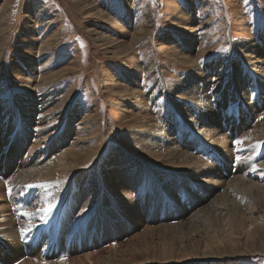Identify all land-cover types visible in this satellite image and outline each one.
Returning a JSON list of instances; mask_svg holds the SVG:
<instances>
[{"label":"rangeland","instance_id":"1","mask_svg":"<svg viewBox=\"0 0 264 264\" xmlns=\"http://www.w3.org/2000/svg\"><path fill=\"white\" fill-rule=\"evenodd\" d=\"M0 22V101L25 93L31 84L36 99L46 92L59 90L55 95L58 102L52 101L50 107L56 103L62 104L63 109L61 113L56 109L52 113L55 120L51 133L34 131L40 120H30L27 127L17 123L13 131L11 126L3 131L0 128L3 220L7 224L11 221L9 226L15 231L24 223L21 211L30 202L16 196L33 198V210L52 206L51 212H44L41 222L36 219L30 229L13 232L17 237L12 236L8 242L13 244L12 249H0V253L9 257L8 261L2 256L0 264H20L27 259L28 264H191L180 261L187 254L183 250L185 246L200 244L199 251H203L205 235L214 239L226 235V226L220 221L198 224L176 239L164 232L155 235L152 228L161 229L162 213L157 221L148 218V211L132 208L138 183L123 184V176L109 174L104 163L109 168L114 167L109 163H146L142 155H152L145 149L143 153L139 150L142 129L133 123L144 109L128 108L133 101L144 103L145 109L152 113L147 114L151 119L160 110L153 109L151 100L132 96L135 88L128 83L129 72L140 78L138 90L147 89L160 98L166 95L168 99L184 103L189 100L188 95L178 91L177 85L189 80L190 76L186 75L191 71L187 66L191 64L185 62L176 48L182 35L190 33L199 38L201 44L196 42L192 56H204L197 64L200 70L219 54L227 55L230 62L237 64L253 57L264 59V48L257 39L264 31V0H0ZM240 45L243 51L238 50ZM148 53L155 65L150 72L142 68ZM25 58L32 60L26 67L22 64ZM45 109H37L36 115L48 114ZM79 132L83 133L79 135ZM119 147L129 154L128 161L118 157L119 154L115 159L110 156V149ZM8 156L12 158L11 163H5ZM213 156L212 159L203 157L202 161L210 160L208 164L214 167L218 164L211 162L217 157L214 153ZM217 159L222 163L219 164L222 173L238 175L236 178L244 176L246 188H256L255 169L242 161L236 165L223 163V157ZM154 161L159 163L152 156L149 163ZM169 171L183 176L182 172ZM206 178L200 175L195 183L207 181ZM25 180L33 183L31 190L24 189ZM17 182L22 186L14 191L11 188L9 195L8 188L16 187ZM43 183L45 187L35 189L36 184ZM228 185L217 187L214 192L203 191L211 202L222 199L227 202L232 198V191L242 186L238 182ZM198 194L204 196L199 190ZM254 201L250 203L256 205L252 212L257 210L254 214L258 215L260 225L248 236L246 226L237 228L233 224L232 241H218H225L232 249L217 246L219 253L209 256L207 261L264 264V193L257 192ZM180 202L186 204V201ZM250 204L247 209L241 203V209L242 206L245 209L240 215L248 213ZM103 215L106 219L109 217L105 223L101 220ZM178 220V216L168 217L169 224H176ZM2 226L0 235L5 227ZM99 231L105 233L101 235ZM2 240L5 238L0 236V243Z\"/></svg>","mask_w":264,"mask_h":264},{"label":"bare ground","instance_id":"2","mask_svg":"<svg viewBox=\"0 0 264 264\" xmlns=\"http://www.w3.org/2000/svg\"><path fill=\"white\" fill-rule=\"evenodd\" d=\"M261 34L262 35L257 37V39L259 45L264 48V31H262ZM197 41L199 42L197 35L186 33V35H182V40H180L176 46L178 51H180L179 54L183 55L182 57L185 58V62L187 61L191 64V66H187L189 71H191L190 75L188 73L186 75L187 77L190 76L189 80H184L177 85V90L188 95L189 98V100L184 101L182 104L168 99L166 95L160 98L156 96L155 93H149L146 88V90H138V87L140 86L138 85L140 78L136 74L129 72L128 83L135 88L132 96L137 99L140 98L143 101L151 100L154 107L153 109L160 110L159 115L157 114L154 116V119H151L149 116H151L152 113L145 109L144 103L133 101L129 105L130 108H128L129 110H134L135 106V109H144L139 117L135 116V121L133 123L142 129L141 137H139L142 146L138 147L139 150L143 153L145 149L152 155L149 157L142 155L146 163H109L114 166L113 168H109L107 163H104V165L109 174L120 173V175L123 176L121 177L123 184L133 185L138 183L137 194H134L135 206L132 208L136 207L140 211H148V218H153L152 220L157 221L158 215H161L160 213H162L164 216V222L161 223V229L156 226L152 228L155 235L164 232L165 235L168 236L169 233L171 238L176 239L185 233H189L190 230L198 224H206L208 222V225L220 221L222 226L225 225L226 235L219 237L218 239H214L210 235H205L203 241L205 242L204 248L206 250L199 251L200 244H194L193 246L188 247L185 246L183 250L186 251L185 253L187 254L180 260L181 263L215 264L213 261V263L207 261L209 260L208 257L219 253L217 246L221 245V248L229 247V250L230 248L232 249V247H230L225 241L222 243H219L218 241L219 239L232 241L231 238H233L232 235L235 231L234 225H236L237 228L246 226L248 236L253 233L256 226L260 225L258 222V215H255L257 210L252 212L256 205L250 203L251 201H253L252 203H255L254 199L257 192L264 193V59L263 57H257V59H254V57L249 59L246 58L247 60L242 62V64H237L236 62H230L231 58L227 55L219 54L212 57L204 69L200 70L197 67V64H199L204 56L199 57L197 56L198 54H196L195 57L192 56V53L196 50ZM237 44H240V42H237ZM240 46L242 48L240 47L238 50L243 51V46ZM232 49L235 50L234 47H232ZM133 53L134 50L131 51V54ZM143 60L142 68L145 69V71L150 72L155 68L154 58L149 55V53L145 55ZM31 61V59L25 58L23 59L22 64L26 67ZM36 62L37 61H33L34 64H37ZM187 67L184 66L183 68L185 73ZM27 69L29 70V68ZM27 69L25 71H28ZM214 76H217V78ZM25 77L27 78L28 76L25 75ZM28 87L29 89L25 91V93L15 94L14 98H11L12 100L6 98L0 101V128L3 131L5 128L11 126V130L13 131L17 123L19 125V123L22 122L27 127L29 126L28 123L30 120H40L41 123L37 122L38 124L34 128V131L51 133L54 131L51 125L54 123L53 120H55V118H53L55 109L60 113L62 109V104L57 105L55 103V106L58 109L54 108L55 106L50 107L53 102H58L55 95L59 90L56 91V89H54L49 94L46 92L40 99H36L34 96L35 94L31 90V84H29ZM41 107L42 109H47V107H49L47 110L45 109L46 111L44 110L45 112L48 111V114L45 115L43 111L41 113H44V115H36L37 109ZM257 117H262V119L260 118V120H258ZM82 133L79 132V135ZM131 137L135 138L133 135H131ZM235 139H237V141ZM230 143L232 148L230 147ZM218 150L221 152L222 156ZM13 153L14 152H12L11 155H13ZM213 153L215 154V157H223V163H235L238 165V163H241L242 161L249 165L250 168L255 169L254 172H256L257 175L254 177H258L256 179L258 182L255 183L256 188L253 189L250 186L246 188L247 186L245 185L246 180L244 176L241 178L239 176V179L236 178L238 175L235 177V175L232 176L225 172L222 173L219 166V164L222 165V163H218L217 157L214 158V160H211V162L218 164H214V167L211 164H208L210 163V160L206 162L202 161L203 157L211 158ZM109 154L114 159L117 157V154L120 155L118 157H125V160L127 161L130 158L128 156L129 154H125L121 151V147L116 150H114V148L110 149ZM234 154H236L235 160ZM152 156L153 158L157 157L159 163L155 162L157 160L149 163ZM251 158L255 160V163H251V161H253ZM5 160V163H11L12 158L8 156ZM166 161H168V163H166ZM176 161H179V163H175ZM239 166L241 167V164ZM101 168L103 169L104 166ZM168 169L182 172L183 176L176 173L173 174ZM0 170V175H2L3 170ZM200 175L206 176L208 180L195 183L199 180H197L196 177ZM187 176L190 179H188ZM140 178L142 179L138 181ZM17 181L19 182V180ZM237 182L238 185L242 186H239V190L232 191V198L230 201L226 202L222 199L217 200L216 202H211L208 200L206 193H209L210 190L214 192L217 187L221 188L227 184L231 185L236 184ZM172 184L175 186L172 187ZM26 185L33 186V183L25 180V183L23 184L24 189H27ZM36 185L35 189L45 187L44 183ZM20 186H22V184L18 183L16 187H12L11 185V188H13L14 191ZM31 189L32 187L29 188V190ZM22 190L23 189L21 188V191ZM198 190L201 191L204 196L199 195ZM18 197L22 198L23 202H30V206H27L26 209L21 211L24 217L20 218L24 223H22V226H18L16 231L9 226L11 225L9 224V222H11L9 221L10 218L7 224L6 220H3L5 219L2 217L3 215H0V223L5 226H2L4 228L3 234L0 235L5 238V240H2L3 243H0L2 244L0 245L1 251L3 247L12 249L13 244H8V242L12 241L11 238L14 231L17 234L19 230L22 232L25 228L30 229V227L36 223V219H40L39 222H41V219L44 217V211H41V209L35 208L33 210V204L35 203H33V198L16 196V198ZM181 197H184V199L182 200ZM158 199H160V202H158ZM180 200L186 201V204L183 202L182 205L184 206H182ZM241 203L247 209L249 204L250 207L252 206L251 209L249 208L247 214L240 215V211L245 209L243 206L241 209ZM0 204H4L3 200L0 201ZM23 204L24 203H22V206ZM7 208H9V206ZM17 210L18 209H16V211ZM188 210H190V212ZM191 211L193 212L191 213ZM25 213L28 214L26 215ZM11 216L13 217L14 215ZM175 216H178L179 220L176 224H169L168 217ZM50 217H52V215L48 218ZM101 217V220L103 219L104 223L109 218L106 219L104 215ZM116 218L118 222L122 223V219L119 215H116ZM13 222L15 223V221ZM99 233L101 232L99 231ZM103 233H101V235H103ZM15 237H17V235ZM29 237L31 239V236ZM194 254H196L195 257H193ZM2 256L4 260L8 261L9 257L0 253V257ZM164 260L165 259L162 261ZM59 261L63 262V259H60ZM28 263L29 260L27 259L23 260L20 264ZM4 264H7V262H4Z\"/></svg>","mask_w":264,"mask_h":264},{"label":"snow or ice","instance_id":"3","mask_svg":"<svg viewBox=\"0 0 264 264\" xmlns=\"http://www.w3.org/2000/svg\"><path fill=\"white\" fill-rule=\"evenodd\" d=\"M7 183V182H6ZM26 187L27 188H31V187H33L32 185H26ZM11 187H9L8 188V192H9V195H11ZM51 209H52V206L51 205H48L46 208H44V209H41V211H44L45 213H48V212H51ZM26 215L28 214V213H25Z\"/></svg>","mask_w":264,"mask_h":264}]
</instances>
